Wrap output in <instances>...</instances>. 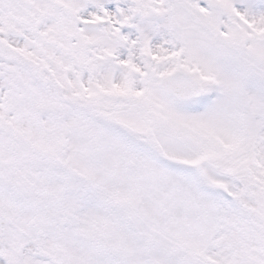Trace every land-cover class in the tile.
Listing matches in <instances>:
<instances>
[{"label":"snow or ice","instance_id":"obj_1","mask_svg":"<svg viewBox=\"0 0 264 264\" xmlns=\"http://www.w3.org/2000/svg\"><path fill=\"white\" fill-rule=\"evenodd\" d=\"M0 264H264V0H0Z\"/></svg>","mask_w":264,"mask_h":264}]
</instances>
